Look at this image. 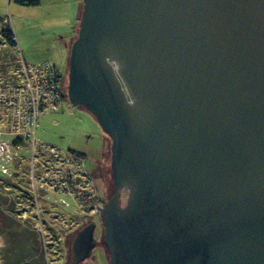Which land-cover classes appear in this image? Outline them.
I'll return each mask as SVG.
<instances>
[{
	"label": "water",
	"instance_id": "95a60500",
	"mask_svg": "<svg viewBox=\"0 0 264 264\" xmlns=\"http://www.w3.org/2000/svg\"><path fill=\"white\" fill-rule=\"evenodd\" d=\"M82 2L67 98L111 140L110 264H264V0Z\"/></svg>",
	"mask_w": 264,
	"mask_h": 264
},
{
	"label": "rangeland",
	"instance_id": "374dc122",
	"mask_svg": "<svg viewBox=\"0 0 264 264\" xmlns=\"http://www.w3.org/2000/svg\"><path fill=\"white\" fill-rule=\"evenodd\" d=\"M81 4L79 13L76 0H40L35 6L0 0V32L8 28L16 40V46L9 47L0 33V62L11 60L7 62L10 64L15 57H22L27 64L51 62L61 72L67 73L70 48L79 29L82 0ZM67 83L64 88L61 81L65 101L57 110L40 117L36 139L47 147L58 149L60 155H65L66 151L82 155L85 176L81 177L85 183H79L78 191L73 196L58 193L40 197L34 210L26 198L22 199L23 194L19 190L3 185L0 192L14 203L17 219H21L23 224L30 222L35 229L37 225L38 229L41 227L42 259L47 264H72L70 246L74 236L89 223L96 225L94 239L97 245L89 258L80 264H110L106 248L101 243L103 227L96 206H104L113 193L111 140L89 112L69 102ZM20 153L28 158L30 149L22 148ZM72 167L76 175L83 169L74 163ZM127 198L128 192L123 189L121 199L125 204ZM10 236L0 229V264H11L12 251L9 248L12 242L13 245L18 244L19 239ZM33 261L25 257L18 264L40 263L37 259Z\"/></svg>",
	"mask_w": 264,
	"mask_h": 264
},
{
	"label": "built area",
	"instance_id": "2783aa9c",
	"mask_svg": "<svg viewBox=\"0 0 264 264\" xmlns=\"http://www.w3.org/2000/svg\"><path fill=\"white\" fill-rule=\"evenodd\" d=\"M9 61H3L1 65L5 67L0 68V170L4 175L18 174L26 164L25 177L34 206L39 196H73L79 183H85L82 161L69 151L60 155L58 149L36 139L40 117L57 110L65 101L62 72L51 62L27 64L22 57L10 64ZM22 148L30 149L28 158L20 153ZM73 163L83 168L80 174L74 172Z\"/></svg>",
	"mask_w": 264,
	"mask_h": 264
},
{
	"label": "trees",
	"instance_id": "16d2710c",
	"mask_svg": "<svg viewBox=\"0 0 264 264\" xmlns=\"http://www.w3.org/2000/svg\"><path fill=\"white\" fill-rule=\"evenodd\" d=\"M14 1L21 5L35 6L39 4L40 0H14ZM0 33H2L1 36H3L4 41L8 43L9 47L16 46V40L10 29L8 28L2 29ZM2 62H0V68L5 67L1 65ZM69 152L75 157L76 160L83 162L84 157L82 155L72 151ZM18 165L19 164H15L16 167H18ZM25 174H26V164L22 165V170L18 174L14 173L13 175H4L0 170V184L2 183L0 187L3 185H7L10 189L13 188L15 190H19V192L23 194L22 199L26 198L25 199L26 202L32 208V210H34V199L32 195L29 194L28 192L29 181L28 179H26ZM40 197L43 196H39L38 201H40ZM13 205L14 203L11 202V200L8 201V199L3 196V193L0 192V229L5 233H8L9 236L12 235L15 238L19 239L17 241L18 244L13 245L12 242V245L9 248V250L12 251L10 252L11 256L9 259L11 261V264H18L22 262L25 257H29L31 261L37 259V262H40L39 264H47V261L42 259L44 257V254L42 253L43 248L41 247L43 238L40 231L42 229H38L37 227L38 225L36 226L35 229L30 222L23 224L20 221L21 219H17L16 216H18V214H16L17 211L14 210Z\"/></svg>",
	"mask_w": 264,
	"mask_h": 264
},
{
	"label": "flooded vegetation",
	"instance_id": "af4514ba",
	"mask_svg": "<svg viewBox=\"0 0 264 264\" xmlns=\"http://www.w3.org/2000/svg\"><path fill=\"white\" fill-rule=\"evenodd\" d=\"M67 75H68V71H67V73L64 71V72H62V79H61V81H62V84H63V87L65 88V82H68V79H67ZM68 84V83H67ZM68 86V85H67ZM65 99H66V97H65ZM125 191H127V190H125ZM122 195V194H121ZM120 203H121V205L122 206H124L125 205V203L123 202V200L120 198ZM95 229H96V227H95ZM95 232V231H94ZM70 248H71V246H70ZM71 256H72V252H71Z\"/></svg>",
	"mask_w": 264,
	"mask_h": 264
},
{
	"label": "crops",
	"instance_id": "0c3cea01",
	"mask_svg": "<svg viewBox=\"0 0 264 264\" xmlns=\"http://www.w3.org/2000/svg\"><path fill=\"white\" fill-rule=\"evenodd\" d=\"M77 2H78V8H79V13H80V8H81V6H82V4H81V0H76Z\"/></svg>",
	"mask_w": 264,
	"mask_h": 264
}]
</instances>
